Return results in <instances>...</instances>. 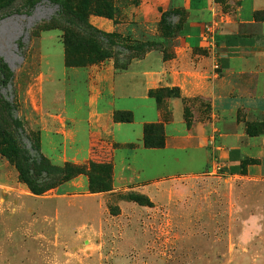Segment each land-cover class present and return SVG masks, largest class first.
I'll use <instances>...</instances> for the list:
<instances>
[{
    "label": "rangeland",
    "instance_id": "374dc122",
    "mask_svg": "<svg viewBox=\"0 0 264 264\" xmlns=\"http://www.w3.org/2000/svg\"><path fill=\"white\" fill-rule=\"evenodd\" d=\"M34 1L0 5V58L12 72L0 93L51 164L85 171L36 195L20 180L12 158L0 154V264H264V186L244 176L247 165L257 163L255 147L247 146L243 170L233 175L226 165L216 167L218 139L201 142L214 109H223L214 99L237 78L218 75L220 94L214 96L213 81L200 75L206 69L198 64L201 54L178 46L185 11L172 10L166 23L160 16L158 34L145 37L132 32V6L140 0H71L89 23L92 16L112 23L117 37L104 49L126 60L125 69L160 71L162 79L147 90L158 120L143 123L136 140L132 127L138 130L150 108L140 92L128 98L126 82L112 91L119 107L134 113L129 141L116 138V123L125 121L115 114L132 121V112L100 106L110 79L126 70L95 46L67 47L57 6H32ZM172 99L181 112L178 130L168 132ZM234 116L246 132H264V111L238 110ZM150 124L161 125L154 138L162 139L159 147L143 143ZM129 192L142 198L131 200Z\"/></svg>",
    "mask_w": 264,
    "mask_h": 264
},
{
    "label": "crops",
    "instance_id": "0c3cea01",
    "mask_svg": "<svg viewBox=\"0 0 264 264\" xmlns=\"http://www.w3.org/2000/svg\"><path fill=\"white\" fill-rule=\"evenodd\" d=\"M227 7L220 0H140L137 5L132 6L136 15L135 25L132 32L136 36H155L159 32V21L162 13L174 9L184 10L185 19L182 21L178 31V46L188 51L198 52L202 58L198 64H205L201 76H208L213 81V93L220 94V78L230 76L236 77L237 81L225 90L227 94L219 95L218 102L214 99L213 105L222 107L215 111L214 119L206 127L201 138L202 144L211 143L218 139V155L216 167L226 165L233 175H238L240 160L248 153L247 146L253 145L254 153L251 156L257 163L247 165L244 176L249 177L264 186V132L248 133L238 127L233 113L243 110L247 114L252 111L257 113L264 111V0H226ZM90 22L99 29L106 32L114 30L112 23L107 18L92 16ZM58 61L63 60L60 51ZM126 70L122 75H116L110 79L109 89L102 94L100 105L104 111L130 110L119 107V97L112 91L122 82H126L129 92L128 98L135 92H140L142 98L150 108V114L142 117L139 128L132 131L136 138L140 137L141 126L145 122L158 120L160 111L157 103L147 95V90L153 87L160 79L159 72L154 69ZM128 71V72H127ZM139 73V76L134 73ZM108 72L102 73V80ZM141 74V75H140ZM136 76V77H135ZM156 81V82H155ZM124 84V83H123ZM216 86V87H215ZM99 96V95H98ZM170 102L172 121L166 123L169 132L178 130L175 123H179L181 106L175 99ZM92 103V100H91ZM91 107V106H90ZM97 106L95 105L94 108ZM132 121L117 122V136L120 140L131 139L126 132L133 126ZM219 112V114L217 113ZM93 113L91 114V116ZM226 125V122H228ZM134 128V130H133ZM211 133V135H209ZM134 140V141H135ZM43 143V140H42ZM247 145H243V144ZM205 144V145H206ZM150 150V149H148ZM145 186V185H140ZM144 192V189H138ZM154 197L152 191H145ZM264 191L261 193L263 194ZM259 200H264L259 198Z\"/></svg>",
    "mask_w": 264,
    "mask_h": 264
},
{
    "label": "trees",
    "instance_id": "16d2710c",
    "mask_svg": "<svg viewBox=\"0 0 264 264\" xmlns=\"http://www.w3.org/2000/svg\"><path fill=\"white\" fill-rule=\"evenodd\" d=\"M8 1L0 0L1 7L6 6ZM41 1H47L57 6L59 20L63 22L58 21L57 27L62 28V39L67 47L95 46L101 54L105 53L106 57H113L117 68H127L126 60H120L104 49L111 43L113 37H117L116 33L106 32L93 26L87 21L83 12L80 13L73 7L71 0H35L32 6ZM171 15H173L172 10L162 13L161 21L166 23L167 18ZM11 76L12 72L9 67L0 58V88L11 82ZM10 102L4 94L0 93V154L12 158L20 180L31 193L43 194L85 171L84 167L75 164L65 163L63 166L51 164L41 152L38 138L23 126L16 114V107H13ZM115 118L119 121H131V117L122 120L120 112L115 114ZM161 133L160 124L147 125L144 128V145L146 147L161 146L162 139L154 141L155 136H160ZM90 170L92 167L86 172ZM239 170H243L241 165H239ZM127 197L137 201L142 198V194L129 192Z\"/></svg>",
    "mask_w": 264,
    "mask_h": 264
}]
</instances>
